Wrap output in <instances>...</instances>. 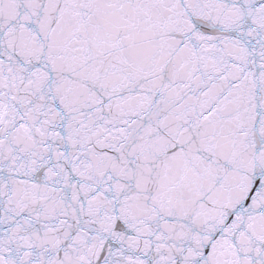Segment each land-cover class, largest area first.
<instances>
[{
	"label": "snow or ice",
	"instance_id": "1",
	"mask_svg": "<svg viewBox=\"0 0 264 264\" xmlns=\"http://www.w3.org/2000/svg\"><path fill=\"white\" fill-rule=\"evenodd\" d=\"M0 264H264V0H0Z\"/></svg>",
	"mask_w": 264,
	"mask_h": 264
}]
</instances>
